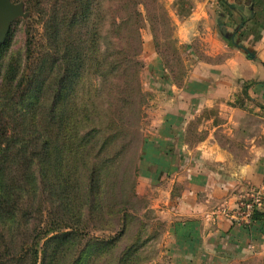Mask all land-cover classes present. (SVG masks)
Returning <instances> with one entry per match:
<instances>
[{
  "label": "trees",
  "instance_id": "trees-1",
  "mask_svg": "<svg viewBox=\"0 0 264 264\" xmlns=\"http://www.w3.org/2000/svg\"><path fill=\"white\" fill-rule=\"evenodd\" d=\"M149 1L169 19L167 9L163 5L159 6L158 0ZM72 2L82 11L77 18L81 19L83 27H87L85 38L81 31L79 52L75 56H67V42L62 34L65 17L61 12L55 15L57 27L53 33L52 70L49 75L52 85L48 81L41 82L37 103L32 110L41 112L46 108V98L52 91L53 102L46 116L36 118V142L30 134L20 137L18 123L8 114L19 92L29 91L28 85H24L25 80L15 83L17 74L7 70L0 87V94L7 93L12 97L9 102L0 104V110L4 109L0 111V264H38L42 258L46 261V256L51 260L50 264H56L65 249L78 251L73 264L80 260L85 250L87 261L84 264H108V257L111 260L115 258L112 264H133L137 252L146 245V242H141V238L135 244L138 245L137 249L132 247L134 244H124L135 214H130L126 203L117 205L118 208L109 204L111 193L117 189V193L125 199L127 178L123 174L116 175L113 170L122 168L128 151L134 147L137 149L138 144L135 146V143L142 138L137 127L146 98L140 78L143 66L139 60L143 47V14L139 6L144 3L142 0ZM107 10L114 11L115 16L113 28L118 40L113 48L114 56L107 53V46H103ZM92 74L98 77V90L116 85L117 92L104 99L101 96L93 97L94 93H90V89H84L86 85H91L87 78ZM70 78H75V84L82 85L81 91L86 92L81 101L79 88L68 90L73 82ZM94 99L99 101L98 106L105 104V99L124 101L120 113L112 115L111 130L103 124L104 109L98 107L95 110L92 107ZM69 124L72 125V136L76 133L78 138L77 148L84 149L85 153L76 159L83 160L87 154L92 159L91 154L92 157L94 155L85 182L65 173L69 171L62 155L67 149L69 153L72 151L67 146L71 139ZM56 155L58 158L55 160ZM97 160L101 161V165L96 164ZM53 163L58 169L62 168L59 170V186L56 187L60 207L45 214L41 204L50 200L48 198H52V189L55 190L45 181V176H50ZM34 171H40L44 179ZM83 183L86 184L85 190L78 187ZM253 218L264 219V208L256 211ZM49 227L70 231L49 238L40 257L38 246L49 235ZM90 227L97 231H110L113 235L108 238L91 236ZM50 244L54 245L53 248ZM62 259L64 257H61L60 262Z\"/></svg>",
  "mask_w": 264,
  "mask_h": 264
},
{
  "label": "crops",
  "instance_id": "crops-1",
  "mask_svg": "<svg viewBox=\"0 0 264 264\" xmlns=\"http://www.w3.org/2000/svg\"><path fill=\"white\" fill-rule=\"evenodd\" d=\"M163 1L178 43L209 59L206 83L195 70L152 107L144 173L167 264H264V219H232L247 190L264 193V0Z\"/></svg>",
  "mask_w": 264,
  "mask_h": 264
},
{
  "label": "rangeland",
  "instance_id": "rangeland-1",
  "mask_svg": "<svg viewBox=\"0 0 264 264\" xmlns=\"http://www.w3.org/2000/svg\"><path fill=\"white\" fill-rule=\"evenodd\" d=\"M14 3L25 4L27 12H30V16L27 19L20 18L17 19L9 32L8 38L5 44L0 48V87L4 83V76L7 70L14 72L16 75L15 83L19 80H25V87L28 85L29 91L22 90L16 96L14 102L9 108L8 114L12 115V120L18 123V135L22 137L23 135H29L32 139L38 136V126L36 123V118L46 116L48 108L53 102V91L46 98V108H43L41 112H34L32 107L37 103L38 90L41 86V82H47L52 85L49 75L51 74L52 67L50 62L52 59V43H53V33L57 27L55 22V15L61 12L65 17V22L63 24L62 34L67 42V56H75L79 52V39L81 36V31H83V37L85 38V32L87 27L81 25V19L77 18L80 16L81 9L77 7L72 0H13ZM144 4L139 6L140 11L143 14L141 37L143 42V47L141 54L139 55V60L142 64V70L140 74L141 84L143 91L145 93V103L143 105V112L140 116V121L137 127L139 133H141L142 138L137 145V149L134 147L130 149L126 155L125 162L122 164L121 169L114 168V172L117 175H125L126 184L124 187L125 199L113 191L111 193V201L109 204L118 208L117 205L126 203V208L131 212L130 214H135L134 220L131 223L130 233L124 239L125 245H133L134 249L138 248L137 243L138 238H141V242H146V245L136 254V259L133 264H167L168 257L164 251V240L163 235L166 230L165 224L161 221L157 211L152 208V202L157 196V191L154 190L153 183L154 178L146 177L144 173V166L148 163V159L153 153V144L147 141L150 132H153L151 126V118L158 114L154 111L155 101L159 100V88L167 85L170 82L182 83L189 80L193 75L195 70L201 72L204 83L208 81L207 74L209 70L206 65L207 56L203 55L199 49V43L196 44L198 48L195 47V43L188 46H181L178 43L177 38V26L173 21V17L169 16V19L163 16L162 13L157 11L156 5L149 0H142ZM159 6H165V1L158 0ZM62 8V9H61ZM114 11L107 10V21L105 28V39L103 41V46H107V53L114 56V49L116 41V32L113 28L114 26ZM91 34L89 39H91ZM116 42V43H115ZM102 46V47H103ZM194 50V53L192 52ZM194 54V56H193ZM197 55V57L195 56ZM199 57V58H198ZM223 57L219 59L211 60L220 61ZM200 64V66H199ZM96 70V68H93ZM111 70V69H110ZM197 72V71H196ZM91 85L85 86V91L90 89V93H94L93 97L101 96L102 99L108 97L111 93L117 92L115 88L116 85H109L102 90H98V77L95 74L89 75L87 78ZM73 82L69 85L68 90L72 87L79 88L80 101L82 95L86 92H82L80 88L82 85L75 84V78H70ZM80 86V87H79ZM105 92V93H104ZM25 94V95H24ZM24 95V96H23ZM104 96V97H103ZM0 104H5L12 98L7 93L0 94ZM12 102V101H11ZM97 100H93L92 107L96 110L98 107L100 110L104 109L105 114L102 118L105 128L112 129V115L116 112L120 113V108L124 106V101H108L105 99V104H100L98 106ZM81 107V106H80ZM4 109L0 110L1 112ZM72 125L69 124L68 131L70 132ZM71 139L68 141L67 146L72 148L73 153H69L66 150L65 157L66 169L69 172H65L67 175H71L73 179L80 182H85V176L87 174V169L90 167V161L93 160L94 155L89 159L88 154L83 157V160L76 159L79 156L84 155V149L77 148L76 133L70 132ZM38 148V147H37ZM55 160L58 156H54ZM53 158V159H54ZM53 160V161H55ZM85 160V161H84ZM97 165H101V161H96ZM40 169V167H39ZM62 168H57L53 163V169L50 168V176H45V181L47 185L53 186L55 190L52 189V198H48L45 203L41 204L43 212L47 214L48 212H53L59 209L58 206V192L57 186H59L60 181V171ZM43 179V175L40 171L36 172ZM83 179V181H82ZM86 184L83 183L79 185V189L82 187L85 190ZM61 196V195H60ZM52 200V201H51ZM40 200H38L39 202ZM118 211V210H116ZM134 212V213H133ZM110 228V226H109ZM44 229V227H43ZM70 230L62 229L61 227H49V235L41 240L38 249L40 251V257L44 253L45 244L49 238L59 236ZM91 236L108 238L113 235L112 232L107 231H97L92 227L89 228ZM53 248L54 245H49ZM85 247V246H84ZM71 249H65L64 252L56 264H73L74 260L77 259L76 249L71 250L66 253V251ZM71 253V254H69ZM69 254V255H68ZM65 256L67 257L65 259ZM135 256V255H133ZM61 257L64 259L61 260ZM87 257L86 250L83 252L80 260L76 264H84ZM115 258L111 260L108 257V264H112ZM105 262V263H106ZM51 260L47 258L46 261L39 260L38 264H50Z\"/></svg>",
  "mask_w": 264,
  "mask_h": 264
},
{
  "label": "built area",
  "instance_id": "built-area-1",
  "mask_svg": "<svg viewBox=\"0 0 264 264\" xmlns=\"http://www.w3.org/2000/svg\"><path fill=\"white\" fill-rule=\"evenodd\" d=\"M264 208V193L260 189L247 190L237 201L233 222L241 227L250 226L256 211Z\"/></svg>",
  "mask_w": 264,
  "mask_h": 264
},
{
  "label": "water",
  "instance_id": "water-1",
  "mask_svg": "<svg viewBox=\"0 0 264 264\" xmlns=\"http://www.w3.org/2000/svg\"><path fill=\"white\" fill-rule=\"evenodd\" d=\"M29 16L30 12L26 11L23 2L0 0V48L5 44L13 23L17 19H27Z\"/></svg>",
  "mask_w": 264,
  "mask_h": 264
}]
</instances>
